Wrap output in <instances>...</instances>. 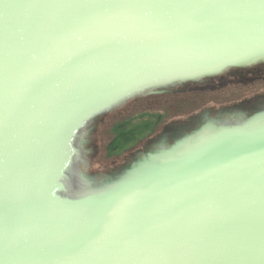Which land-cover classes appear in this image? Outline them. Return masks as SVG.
Segmentation results:
<instances>
[{
    "label": "water",
    "instance_id": "water-1",
    "mask_svg": "<svg viewBox=\"0 0 264 264\" xmlns=\"http://www.w3.org/2000/svg\"><path fill=\"white\" fill-rule=\"evenodd\" d=\"M85 2L7 0V18L0 6V248L17 253L8 264H264V138L253 135L264 107L170 124L108 173L86 149L95 125L133 101L211 90L264 63L244 59L258 28L224 10L140 24L61 6ZM104 40L115 42L68 66ZM77 242L80 252L65 251Z\"/></svg>",
    "mask_w": 264,
    "mask_h": 264
},
{
    "label": "flooded vegetation",
    "instance_id": "flooded-vegetation-1",
    "mask_svg": "<svg viewBox=\"0 0 264 264\" xmlns=\"http://www.w3.org/2000/svg\"><path fill=\"white\" fill-rule=\"evenodd\" d=\"M209 86L211 90L204 92L168 93L136 100L127 105L133 106L132 109L125 106L110 115L111 117L102 119L95 125L96 134L92 144L86 148L94 159L92 169L99 173H108L130 162L145 148L152 146L166 126L175 122L191 127L195 122L188 121L190 117L197 116L198 120L231 119L244 117L255 109L263 108L264 63L229 71L213 80ZM184 105L188 106L186 113H179ZM137 116L153 119V123L149 131L143 128L142 136L130 140L128 135L134 131L129 130L128 134L127 129ZM167 116L169 118L165 120ZM121 136H125L128 142L121 143ZM114 140L117 146L111 151L110 144Z\"/></svg>",
    "mask_w": 264,
    "mask_h": 264
},
{
    "label": "snow or ice",
    "instance_id": "snow-or-ice-1",
    "mask_svg": "<svg viewBox=\"0 0 264 264\" xmlns=\"http://www.w3.org/2000/svg\"><path fill=\"white\" fill-rule=\"evenodd\" d=\"M0 6L5 9L4 15L7 18L6 10L15 5L7 3V0H0ZM61 6L88 10L99 16H129L140 24L153 23L162 17H167L168 22L172 23L175 20V12L188 9H199L202 14H207L209 10H224L234 13L240 22L259 30L260 43L254 46L244 59L252 61L264 58V0H87L85 3ZM114 42L104 40L99 47L84 49L70 56L67 64L69 67L79 64L84 59L99 54L103 47ZM253 135L256 138H264V127ZM98 234V228L90 227V239H95ZM82 248V243H71L65 251L78 253ZM15 258L17 253L5 242L0 248V264H8Z\"/></svg>",
    "mask_w": 264,
    "mask_h": 264
},
{
    "label": "rangeland",
    "instance_id": "rangeland-1",
    "mask_svg": "<svg viewBox=\"0 0 264 264\" xmlns=\"http://www.w3.org/2000/svg\"><path fill=\"white\" fill-rule=\"evenodd\" d=\"M132 108H133V106H131V105L127 106V109H132ZM127 109H124V112H127L126 111ZM148 116H150V115H148ZM168 118H169V116H167L165 118V120L168 119ZM152 123H153V119H149V118H147L145 116L144 117L143 116L142 117H140V116L134 117L132 123L129 124V127L127 129L128 134H130L129 130L130 131H134L132 134L128 135L129 139L133 140V139H135L137 137L142 136V133H144V129L148 130L152 126ZM106 145H107V143H106ZM95 168H96V166H95Z\"/></svg>",
    "mask_w": 264,
    "mask_h": 264
},
{
    "label": "trees",
    "instance_id": "trees-1",
    "mask_svg": "<svg viewBox=\"0 0 264 264\" xmlns=\"http://www.w3.org/2000/svg\"><path fill=\"white\" fill-rule=\"evenodd\" d=\"M188 108V106L186 107L185 105L184 106H182L181 107V111L179 112V113H182V114H184V113H186V109ZM122 137H123V139H122ZM117 139V138H116ZM119 139L122 141L121 143H127L128 142V139L125 137V136H121V137H119ZM115 141V140H114ZM112 142L111 144H110V150L112 151L113 149H115L116 148V146H117V144H116V141L115 142ZM110 151V152H111ZM110 154V153H109Z\"/></svg>",
    "mask_w": 264,
    "mask_h": 264
}]
</instances>
